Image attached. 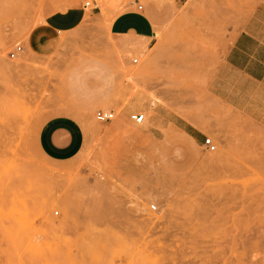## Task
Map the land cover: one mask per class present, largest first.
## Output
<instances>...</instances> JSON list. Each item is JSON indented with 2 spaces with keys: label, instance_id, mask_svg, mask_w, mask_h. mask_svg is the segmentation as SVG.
I'll use <instances>...</instances> for the list:
<instances>
[{
  "label": "rangeland",
  "instance_id": "rangeland-1",
  "mask_svg": "<svg viewBox=\"0 0 264 264\" xmlns=\"http://www.w3.org/2000/svg\"><path fill=\"white\" fill-rule=\"evenodd\" d=\"M85 1L0 0V264H264V81L223 59L237 31H264V0H172L152 48L126 59L107 23L132 0H91L53 53L9 56ZM60 113L86 137L55 162L36 132Z\"/></svg>",
  "mask_w": 264,
  "mask_h": 264
},
{
  "label": "crops",
  "instance_id": "crops-1",
  "mask_svg": "<svg viewBox=\"0 0 264 264\" xmlns=\"http://www.w3.org/2000/svg\"><path fill=\"white\" fill-rule=\"evenodd\" d=\"M171 1H130L125 10L107 23L108 33L115 39L116 44L111 48L113 54H109L115 56L119 54L126 59L128 53L132 51L143 53L152 48L155 43L156 26H160L164 21V15L169 14ZM87 13L84 4L68 5L49 12L39 23L31 27L23 39L22 50L42 55L53 53L60 44V33L74 30L83 24ZM223 59L234 71L252 80L264 81V31L253 29L237 31L227 42ZM106 96L101 92L95 101H108ZM78 119L75 115L60 113L48 115L40 122L36 141L45 157L55 162H64L81 150L86 129ZM192 127L199 134L202 132L201 128L189 122H184L181 126L185 132ZM201 139L203 140V137Z\"/></svg>",
  "mask_w": 264,
  "mask_h": 264
},
{
  "label": "built area",
  "instance_id": "built-area-1",
  "mask_svg": "<svg viewBox=\"0 0 264 264\" xmlns=\"http://www.w3.org/2000/svg\"><path fill=\"white\" fill-rule=\"evenodd\" d=\"M91 0H86L84 2V6H90ZM141 7V4L138 5ZM92 8L96 7V4H93L91 6ZM22 50V44L17 43L13 49L9 51V56L13 57L17 54V52ZM138 56L132 57V62H137ZM115 115L113 108H106V109H97L94 113L95 118L98 121H108L111 120ZM130 118L135 122H142L144 120V112L141 111H135L130 113ZM203 144L207 147L209 150L215 149V144L213 143V140L210 136H204L202 140ZM152 208L155 207V205H151Z\"/></svg>",
  "mask_w": 264,
  "mask_h": 264
}]
</instances>
